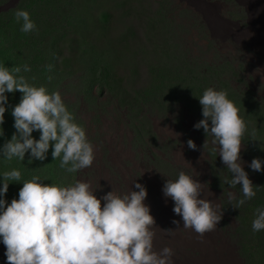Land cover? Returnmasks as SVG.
Listing matches in <instances>:
<instances>
[{
  "label": "rangeland",
  "instance_id": "1",
  "mask_svg": "<svg viewBox=\"0 0 264 264\" xmlns=\"http://www.w3.org/2000/svg\"><path fill=\"white\" fill-rule=\"evenodd\" d=\"M47 2L0 0V66L11 69L27 64L31 71L20 75L30 84L61 94L94 147V161L87 169L68 173L60 158H53L51 147L43 161L30 152L24 161L6 160L3 145L16 133L11 112L23 95L6 93L7 111L0 125V181L3 173L14 169L21 172V179L9 181L7 194L0 198L8 204L18 199L22 183L34 176L60 187L91 181L102 204L113 189L120 194L139 191L134 187L139 183L147 189L144 203L157 227L154 249L171 248L172 264H264V230L252 229L256 210L264 208V171L249 167L255 158L264 161V0ZM89 6L94 7L93 13L89 14ZM17 8L29 12L34 31L21 32L22 22L15 20ZM102 13L112 19L102 22L108 28L100 34L90 22L91 16L100 19ZM80 21L86 23L75 31L73 24ZM78 41L102 50L106 66H92L89 54L75 57ZM49 65L53 70H48ZM257 68L262 70L259 74ZM210 87L226 90L247 123L242 166L259 188L254 187L255 197L239 208L233 207L237 201L230 202L227 193L243 198L242 185H229L232 173L219 152L213 151V137L194 127L203 119L197 98ZM40 135L39 131L32 134L36 140ZM188 140L195 142L197 150L188 147ZM181 171L208 184L213 195L202 194L200 199L222 205V220L203 236L183 228L182 217L173 211L174 201L164 195L167 179L175 181ZM173 221H179L178 229ZM5 252L0 237V264H7Z\"/></svg>",
  "mask_w": 264,
  "mask_h": 264
},
{
  "label": "clouds",
  "instance_id": "2",
  "mask_svg": "<svg viewBox=\"0 0 264 264\" xmlns=\"http://www.w3.org/2000/svg\"><path fill=\"white\" fill-rule=\"evenodd\" d=\"M15 20L22 22L20 30L23 33L36 29L26 10L17 8ZM48 70H52V65ZM22 71L30 72L31 69L27 64L11 69L0 66V125L7 111L5 94H23L11 112L16 133L3 145V157L9 161L14 157L24 161L26 153L30 152L32 158L43 161L51 147L53 158H60L61 167L68 173L91 167L94 147L85 129L75 122L61 94L58 91L49 93L44 86L30 84L20 75ZM261 71L257 68L256 74ZM193 96L196 98L194 93ZM197 99L202 106L203 119L194 127L202 128L207 137H213V151L219 152L223 164L232 173L229 185H242L243 198L237 200L235 193H227L230 202L237 201L233 207L239 208L255 197L254 187L259 188L253 185L242 166V138L247 123L226 90L210 87ZM166 129L179 137V133ZM34 131L41 133L39 140L33 138ZM251 135L255 137V129ZM187 145L197 150L193 140H188ZM207 147L206 140L203 155ZM249 167L253 171H264V161L255 158ZM20 179L18 170L3 173L0 197L7 194L9 181ZM22 184L18 199L8 204L0 198V237L6 247L7 264H172L171 248L154 249L157 227L150 207L144 203L148 192L143 185L134 183L139 191L130 189L124 194L113 189L103 197L102 204L94 194L96 190L91 181L77 180L71 186L60 187L46 185L34 176ZM207 186L181 171L175 181L167 179L163 188L164 195L174 201L173 211L182 217L183 228L192 229L201 236L214 230L223 218L220 202L199 198L202 194L213 195ZM173 223L178 229L179 221ZM252 229L254 232L264 230V208L256 210Z\"/></svg>",
  "mask_w": 264,
  "mask_h": 264
},
{
  "label": "trees",
  "instance_id": "3",
  "mask_svg": "<svg viewBox=\"0 0 264 264\" xmlns=\"http://www.w3.org/2000/svg\"><path fill=\"white\" fill-rule=\"evenodd\" d=\"M56 1H59V0H48L47 3H55ZM93 9L94 7H91L89 6V14L90 13H93ZM70 13H73V14H77V15H82V13L78 10H71ZM92 17V22H90L91 24V27L95 28L94 31H96L97 29L100 30L99 33L100 34H103L101 33L102 30H106L108 28L105 27V25L102 23V22H110L111 19H112V16H110L108 13L107 14H104L102 13L101 16H100V19L96 16H91ZM90 18V17H89ZM91 19V18H90ZM86 21H80L78 23H74L73 26H74V30L76 31L75 28H79L80 29V26L85 24ZM63 36V35H62ZM56 42V39L53 38ZM96 39L93 41L95 42ZM73 44V43H72ZM48 46L53 48V50H55V45H51L50 43H48ZM77 46H78V52H77V56L75 55V57H81L83 55H88L89 54V61H92V66L94 67H100V66H106L105 64H103V58L105 57V54L103 53L102 50H99L98 48H95V46H91L89 45L88 48H86V45L84 44H80L79 41L77 43ZM59 54H60V51H59ZM57 64H55L56 66ZM53 67V66H52ZM107 68L109 69V67L107 66ZM53 70V68H52ZM105 75V71L104 69L102 68V76Z\"/></svg>",
  "mask_w": 264,
  "mask_h": 264
}]
</instances>
